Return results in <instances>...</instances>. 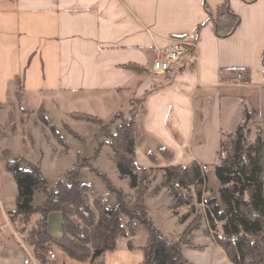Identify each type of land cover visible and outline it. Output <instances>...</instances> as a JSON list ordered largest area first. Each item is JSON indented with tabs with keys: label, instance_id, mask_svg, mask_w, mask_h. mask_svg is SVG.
Listing matches in <instances>:
<instances>
[{
	"label": "crops",
	"instance_id": "0c3cea01",
	"mask_svg": "<svg viewBox=\"0 0 264 264\" xmlns=\"http://www.w3.org/2000/svg\"><path fill=\"white\" fill-rule=\"evenodd\" d=\"M174 39L191 47L190 61L174 64L169 78L153 73L156 47ZM239 71L247 74L248 84L234 82ZM27 105L53 107L69 134L90 136V148L111 152L117 184L110 181L128 199L134 189L119 173L107 138L100 135L107 137L103 126L135 108L136 160L147 173L145 202L152 223L167 237L180 239L202 215L201 225L182 246L186 258L193 264H235L216 241L203 202L209 197L221 202L219 155L230 159L248 113L254 111L264 126V0H0V133L20 118L22 132L17 136L23 149L14 154L0 144V153L9 151L12 158L37 165ZM83 115L103 124L80 118ZM51 126L67 151V141ZM7 161L4 157L0 163L17 192L13 206H7L0 181L2 219L17 209L18 185ZM192 162L206 177L201 200L195 186L189 187L195 211L180 206L167 176L168 166ZM102 167L92 168L107 176ZM48 223L50 234L62 238V213L52 212ZM147 240V227L135 221L134 232L120 236L115 250L87 262L50 244L55 264H141ZM17 251L19 245L5 236L0 264H22Z\"/></svg>",
	"mask_w": 264,
	"mask_h": 264
},
{
	"label": "trees",
	"instance_id": "16d2710c",
	"mask_svg": "<svg viewBox=\"0 0 264 264\" xmlns=\"http://www.w3.org/2000/svg\"><path fill=\"white\" fill-rule=\"evenodd\" d=\"M80 118L103 124L91 115ZM43 119L49 124L45 116ZM121 120L116 131L108 134L110 139L107 142L113 150L119 173L128 178L134 193L128 199L124 191L106 175L93 169L116 196L115 203L111 205L96 198L94 204L98 214L86 199L92 186L81 180L77 168L70 170L64 181L58 182L56 190H50L38 165L23 157L7 161V169L18 185L17 209L13 214H21L25 222H32L27 242L41 264L46 263L45 250L49 243L56 244L76 260H95L105 252L115 250L120 236L132 234L135 221L148 229L141 264H193L184 255L182 246L190 242V233L201 225L202 215L196 216L180 239L167 237L152 223L145 202L149 189L147 173L136 160L135 108L129 117H122ZM252 120L256 121L254 111L248 113L246 122L237 131L232 157L227 159L223 152L219 155L216 171L221 181V202L215 197L204 200L215 239L235 264H264V137L259 143L252 141L248 131ZM103 129H108V124ZM167 176L180 206L195 211V197L185 189L194 185L201 200L206 177L198 163L170 165ZM38 190L43 192L44 198L41 204L35 206L33 199ZM56 211L63 215V237L60 239L49 232V216ZM123 216L128 218L127 222Z\"/></svg>",
	"mask_w": 264,
	"mask_h": 264
},
{
	"label": "rangeland",
	"instance_id": "374dc122",
	"mask_svg": "<svg viewBox=\"0 0 264 264\" xmlns=\"http://www.w3.org/2000/svg\"><path fill=\"white\" fill-rule=\"evenodd\" d=\"M50 108L53 107H38L36 105H27L24 107V111L27 113L26 117L27 119H29V128L27 129L33 132L34 140L36 142V145H34L35 162H37L36 164L40 167L44 178L47 180L50 190H56L58 182L64 181L67 177V173L70 170L77 168L80 172L81 180L87 184H91L92 186L91 190L86 194V199L89 204L96 209V214H98L99 210L94 204L96 198L101 199L108 205L114 204L116 200L115 194H113L107 188L103 178L93 171L94 167H97L99 165L104 166V168H102L104 169V172H106L109 179L114 184H117L114 181L116 180L114 174L117 170L113 167L112 161L109 158L111 152H108L106 149L100 151L101 149L99 146L96 147L95 150L90 148L92 145V138L90 136L77 138L75 135L69 134V132H67L65 124L62 123L59 117L55 118L58 115H56V113ZM43 114H45L47 118L49 117V119L51 120V125H54L57 132L61 134L67 141L70 147L67 151L61 143L62 141H60L61 138L53 135L54 130L52 129V126L45 123ZM122 117H129V113H127L126 111L124 114H118L114 120L106 123L108 124V129H106L107 131L104 130V132H108L111 134L114 133L117 126L121 123ZM52 120H55V122H52ZM41 123L42 125L46 126H42V128L50 132V134H45L43 132V129L37 125H40ZM248 131L251 133L252 141L254 143H259L260 140L264 137V126L262 127L257 120L255 122L252 121L249 124ZM20 132H22V123L20 118H17L16 125L9 124L8 128H5L4 132L0 133V137L2 138L0 144H4V146L9 147L14 154L22 152L23 149L19 140L20 138L17 136L20 134ZM5 133L8 137H2L5 135ZM108 133L107 137H105V134H102L100 135V138L102 140H106L107 138V141H109L110 137ZM84 140L87 142L86 146V142H84ZM226 155H228V153H226ZM232 155L233 152L231 153L230 158L232 157ZM4 157H6V159L8 160L12 159L9 151H2V153H0V162L1 160H4ZM0 181L2 184V199L7 206L12 207L15 200V193L17 192V186L13 177L9 174V172H7L6 167L2 163H0ZM185 191H190L193 193L191 188H186ZM43 198V192L41 190H38L35 193L33 202L35 200L36 204H41ZM28 225L31 228L32 222H28ZM51 244L54 245L53 243ZM98 261L99 260L96 261V264H99Z\"/></svg>",
	"mask_w": 264,
	"mask_h": 264
},
{
	"label": "built area",
	"instance_id": "2783aa9c",
	"mask_svg": "<svg viewBox=\"0 0 264 264\" xmlns=\"http://www.w3.org/2000/svg\"><path fill=\"white\" fill-rule=\"evenodd\" d=\"M190 54L191 47L187 43L180 39H174L166 47H156L151 70L155 74H165L168 77V73L174 64L190 61ZM234 82L248 84L249 79L246 73L239 71ZM203 206L207 208L204 202ZM30 229L28 223L22 219L21 214H5L3 219L0 217V241L5 236L15 240L19 245V251L16 252L15 257L21 259L22 264H40L35 258L31 245L27 242ZM56 258V253L51 249V244L47 245L45 250L46 261L55 264Z\"/></svg>",
	"mask_w": 264,
	"mask_h": 264
}]
</instances>
